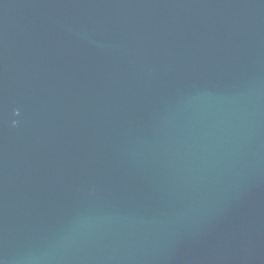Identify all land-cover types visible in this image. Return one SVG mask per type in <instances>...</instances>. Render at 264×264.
<instances>
[{
	"label": "water",
	"instance_id": "1",
	"mask_svg": "<svg viewBox=\"0 0 264 264\" xmlns=\"http://www.w3.org/2000/svg\"><path fill=\"white\" fill-rule=\"evenodd\" d=\"M0 264H264V0H0Z\"/></svg>",
	"mask_w": 264,
	"mask_h": 264
}]
</instances>
